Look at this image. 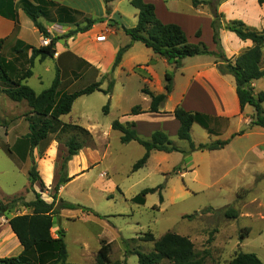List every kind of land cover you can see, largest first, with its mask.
I'll return each instance as SVG.
<instances>
[{
  "label": "rangeland",
  "instance_id": "374dc122",
  "mask_svg": "<svg viewBox=\"0 0 264 264\" xmlns=\"http://www.w3.org/2000/svg\"><path fill=\"white\" fill-rule=\"evenodd\" d=\"M200 1L209 5L213 12L219 0ZM177 5L183 14L189 13L192 7L190 0H178ZM202 19L205 29V19ZM2 56L8 60L13 53L7 47L2 49ZM8 61L13 67L12 61ZM22 62V68H28L27 60L23 58ZM262 66L264 68V59ZM34 72L41 76L44 86H49L55 74L54 69L45 71L44 65L40 64L36 65ZM106 76L104 81L109 83L112 76ZM124 81H127L126 99L111 101V95L106 98L94 92L76 100L70 115L63 117L69 124L79 125L93 136V145L83 150L91 169L62 185V191L60 187L56 192V186H51L44 187L41 192L47 203L56 201L58 213L53 217L52 235L58 238V230H64L68 262L94 264L101 240H106L111 243L113 261L139 264L138 256L127 254V250L149 253L153 251L154 243L143 241V237L151 233L158 240L170 232L188 237L204 259L203 264H230L240 252L254 253L264 263V128L251 127L236 119L226 130V123L218 124L211 120L210 133L196 124L191 131L196 145L228 139L229 144L221 150L194 151L187 155L155 151L143 168L132 172L133 165L143 156L145 149L135 141L123 144L122 134L112 129V123L116 120L123 122L131 115L134 106L139 105L145 110L148 104L140 91L144 84L139 78H118L117 91ZM28 82V86L37 92L46 88L41 87L37 78ZM87 84L86 80H81L74 90L85 88ZM260 92H264V78L258 82L255 94ZM108 104L109 112L105 113L104 107ZM171 105L169 103L167 108ZM262 106L264 109V103ZM24 107L25 117L31 119L26 103ZM247 114L255 119L253 107L249 106ZM214 129L218 133H214ZM235 132L242 135L230 138ZM168 135L180 150H190L188 142ZM70 136L55 132L35 148L40 158L46 159L45 150L51 144L60 145L56 161L60 174L64 163L60 159L61 150L66 147L65 142ZM142 138L149 139L144 135ZM80 139L83 140L82 137ZM11 142L0 134V199L12 210L10 216L24 215L31 212L23 206L24 200H33L35 196L28 169L19 162ZM34 167L39 173L38 167ZM40 170L42 172V167ZM39 175L43 180L45 175L42 173L43 178ZM62 175L68 176L67 167ZM37 183L39 185L40 182ZM159 186L163 187L161 192L148 194L144 205L132 202L144 189ZM161 195L163 202L160 201ZM19 199L22 200L20 206L14 202ZM62 200L91 208L94 212H84L82 208L60 209ZM229 209L238 212L237 219L225 216ZM186 215L194 217L187 219ZM246 228L250 232L241 240ZM1 232L5 233L3 229ZM9 252L10 255H6ZM17 252L11 240L0 246V258L18 256ZM161 264L170 263L164 260Z\"/></svg>",
  "mask_w": 264,
  "mask_h": 264
},
{
  "label": "crops",
  "instance_id": "0c3cea01",
  "mask_svg": "<svg viewBox=\"0 0 264 264\" xmlns=\"http://www.w3.org/2000/svg\"><path fill=\"white\" fill-rule=\"evenodd\" d=\"M22 1H15L18 17L17 25L13 20L0 13V39L5 41L3 49L8 47L9 51H12L13 57L8 60L16 65L18 71L22 70L23 58L26 60L31 56V51H26L25 46L42 47L44 39L30 18L21 9ZM48 1H52L56 6L47 8L45 10L47 16L41 17L39 21L52 36L61 37L70 31L76 30L77 27H84L86 19H102V22L94 24L86 32H80L73 37L59 40L55 48L57 55H54L53 58H48L43 62L40 61L39 57L35 60L32 68L33 75L24 81L25 84H29L28 80L37 78L41 87L44 86L41 76L36 75L34 72L37 64L44 65L45 71L55 70L49 86H44L46 88L39 92L33 88L36 93L39 94L51 86L57 70H59L61 77L62 93L75 92L74 88L81 80L88 82L86 87L95 82L103 81L102 89H107L108 83L104 81V77L113 71L112 78L115 84L110 98L111 101L116 99V102H120L126 99L127 81H124L121 84L122 88L117 91L118 78L122 76L126 77L127 80L129 78H139L144 84V87L140 88L141 92L143 88H146L154 95H160L165 93V76L168 73L173 76V91L161 107V112H147L151 105V98L142 92L144 97L147 98L145 100L148 104L147 109L142 108L144 113L127 116L122 122L135 123V129L140 137L144 135L150 139L152 134L158 130L178 137L180 123L173 114L177 106H182L188 112L210 116L218 124L226 123L224 126L226 130L233 120L239 119L250 124L253 119L252 116L247 114L249 106L243 112L241 110L235 78L230 74H222L219 71L214 56L199 55L185 58L182 61V67L175 70L176 66L172 61L166 60L142 42L134 41L128 36L124 28L136 27L139 20V10L131 5V0H111L109 2H106V0ZM5 2V0H0V11H4L3 5ZM145 2L155 6L156 16L162 23L179 25L186 33L190 43L203 42L211 52H218L217 45L213 41L211 26L213 15L209 5L202 4L197 8L192 5L189 9L190 12L183 14L177 5L178 0H145ZM107 9L110 10L109 14ZM217 11L223 14V25L228 24L230 21L241 20L246 25L264 33V5H260L257 0H225L217 5ZM202 17L205 19V29L201 23ZM198 31L201 32L199 38L196 35ZM103 34H106V40L97 41V37ZM220 35L223 52L229 59H235L254 46L251 40L243 41L235 33L226 29L221 30ZM124 47L128 48L122 56L121 63L113 70L118 52ZM262 63L261 68H263ZM262 79L252 83L255 92L257 91L258 82ZM81 89H84V87ZM98 93L108 98V95L102 92ZM24 103L26 102L9 101V98L0 92V134L6 140L12 141V149L17 151L19 162L26 166L28 173L31 167L36 165L39 173L45 175L44 178L42 175L45 188L54 187L61 177L59 173L61 169L59 170L56 165L60 154V145L58 143L51 144L44 152V156L48 157L46 159L40 158L37 149H34L32 153L30 152L26 142L29 134V122L25 117ZM169 103L172 105L167 108ZM69 115L62 116V122L68 123L63 117ZM222 128H220V131ZM214 133H218V131L215 132L214 129ZM235 135L242 134L235 132L230 138ZM84 149L67 164L68 177L73 180L85 175L91 169L83 153ZM67 156L68 150L64 147L61 150L60 159L64 161ZM40 185L37 182L32 185L34 196L35 192H42ZM62 189L63 187H61V191ZM14 216L0 218V246L11 240L16 251H18L17 253L20 254L23 247L9 225V219ZM2 220L5 222L2 223ZM2 229L6 234L1 232ZM10 253L6 255H10Z\"/></svg>",
  "mask_w": 264,
  "mask_h": 264
},
{
  "label": "trees",
  "instance_id": "16d2710c",
  "mask_svg": "<svg viewBox=\"0 0 264 264\" xmlns=\"http://www.w3.org/2000/svg\"><path fill=\"white\" fill-rule=\"evenodd\" d=\"M5 1L3 5L4 11L2 10L0 13L13 20L17 25L16 0ZM109 1L111 0H106V2ZM190 1L195 8L206 4L200 0ZM222 1L225 0H219L217 5ZM257 1L260 5H264V0ZM131 5L139 10V20L136 27L131 29L124 28L128 36L134 41L142 42L146 47L152 49L154 53L159 54L166 60L172 61L177 69L182 67V61L185 58L199 55L214 56L219 71L222 74H230L235 78L236 92L242 112L247 106L254 108L255 119L249 125L251 127L260 126L264 128V109L262 106L264 103V92L256 95L252 86L254 81L264 78V69L261 68L264 48L263 32L246 25L241 20L230 21L228 24L223 25V14L215 9L212 12L213 21L211 26L213 29V41L217 45L218 52H211L203 42H199L198 44L190 43L186 33L179 25L162 23L156 16L155 6L153 4L146 3L145 0H131ZM55 6V3L48 0H23L21 2V9L30 18L42 36L50 39V44L39 48L26 45V51H31V56L26 59L28 68H22V70L18 71L13 62V67H10L9 62L3 58L2 49L5 41L0 39V92L14 102L25 101L27 103L30 109L29 118L31 119L26 118L29 122V134L27 135L26 142L31 153L40 143L46 141L55 132L58 135H71L65 142L68 156L64 159L62 165L63 172L67 167L66 163L74 156L79 155L83 148L93 145V136L90 131L79 125L62 122L61 117L68 115L72 111L75 101L82 96L90 95L94 92L111 95L115 82L111 77L107 89H102L103 81H100L72 93H62L61 77L59 70H57L51 86L39 94L24 83L25 80L33 75L32 68L38 57L41 62L54 57L56 44L59 40L73 37L80 32H86L94 24L102 22V19H86V25L84 27H77L76 30L70 31L61 37L52 36L39 19L47 16L45 11L47 8ZM107 13H110L109 9H107ZM223 29L235 33L243 41L251 40L254 46L235 59L227 58L221 45L220 33ZM196 35L199 38L201 32L198 31ZM127 48L124 47L118 52L113 70L121 63L122 56ZM112 72L109 75L112 76ZM104 78H107V76ZM165 79L164 94L154 95L148 89H142V92L151 98L149 108V112L151 113H160L161 107L168 95L173 91V76L167 73ZM104 112H109V104L104 107ZM141 113H144V111L139 105L134 106L131 110V115H139ZM173 114L180 123L178 139L189 143L190 150L188 152L180 150L175 146L164 131H155L150 139H143L135 129V123H122L119 120L112 123V129L122 134L121 142L123 144L135 141L145 149L143 156L133 165L132 172L143 168L154 151L168 154L183 152L187 155L194 151L221 150L229 144L230 140L228 139L196 145L191 135L193 125L198 124L211 133L212 130L209 127V122L213 119L201 113L188 112L182 106H177ZM81 137L83 140L80 139ZM62 172L60 174V180L55 187L56 192L59 191L62 185L73 180L68 176L62 175ZM29 175L31 184L40 182L41 191H43L45 187L44 182L34 166L30 170ZM162 189V186L144 189L132 199V202L144 205L146 202L145 198L148 194H153L157 191L161 192ZM160 201L163 202L162 195L160 196ZM14 202L18 206L22 204L21 199ZM14 202L12 201V203ZM7 205H5L3 199H0V218L4 216L9 217L12 213V210ZM23 206L31 212L24 215H15L9 219V225L23 247V251L18 256L0 258V264H73L68 262L69 254L64 230H58V238L52 235V229L54 227L53 217L58 213L55 199L53 202L47 203L43 200L41 193L35 192V199L30 202L24 200ZM59 208L64 210L82 208L84 212H94L91 208L64 200L61 201ZM225 216L230 219H237L239 215L236 210L229 209L226 211ZM193 217V215L185 216L187 219H192ZM249 232V228L244 229V233L241 234L240 239L243 240ZM142 240L153 242V251L143 253L137 249L132 251L127 250V254L138 256L139 264H161L164 260L169 261L170 264H203L204 262V259L196 252L193 242L186 236L169 232L156 240L153 234L147 233ZM111 247V243L106 240H101V246L94 264H125L123 261H113L111 259ZM230 264L264 263L254 253L240 252L232 259Z\"/></svg>",
  "mask_w": 264,
  "mask_h": 264
},
{
  "label": "built area",
  "instance_id": "2783aa9c",
  "mask_svg": "<svg viewBox=\"0 0 264 264\" xmlns=\"http://www.w3.org/2000/svg\"><path fill=\"white\" fill-rule=\"evenodd\" d=\"M106 40V34L100 35L97 37V41L102 42ZM50 44V39L49 38H44L42 41L43 46H48ZM57 55V53H55Z\"/></svg>",
  "mask_w": 264,
  "mask_h": 264
}]
</instances>
